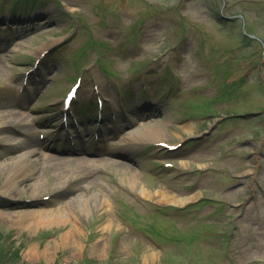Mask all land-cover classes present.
Here are the masks:
<instances>
[{"label":"rangeland","instance_id":"374dc122","mask_svg":"<svg viewBox=\"0 0 264 264\" xmlns=\"http://www.w3.org/2000/svg\"><path fill=\"white\" fill-rule=\"evenodd\" d=\"M9 4L14 11L27 13L14 15ZM0 6V48L4 47L0 50V114L4 99L16 100L22 86L20 102L25 106L19 110L25 126H13L37 138L30 116L47 122L41 152L67 147L51 139L59 136L61 102L77 81L83 84L80 113L86 105L98 113L92 97L107 96L115 106L118 90L128 93L124 107L132 115L126 135L158 125L166 140L178 143L190 133L207 130L217 118L222 120L219 134L213 126L191 156L187 147L177 152L153 149L162 160L179 167L169 173L157 155L148 160L144 156L147 170L139 161L141 155L119 153L123 136L116 137L104 154L94 145L92 150L98 151L94 158L102 160L97 161L98 171L85 166L90 185H84L80 173V187L61 198L52 195L58 184L52 186L51 171L43 169L40 160L41 169L20 183H32L38 174L46 181L36 192L41 194L39 205L96 191L104 193L109 203L99 208L95 202L88 214L77 211L82 228L76 236L79 246L62 242L63 225L30 231L0 217V264H264V198L258 195L250 202V222L235 232L229 220L238 211L229 204L237 181L226 177L227 168L236 165L234 158L264 151V0H0ZM110 40L113 54L107 51ZM47 43H52L49 53L36 55ZM7 82L12 85L7 87ZM146 86L152 101L144 96ZM106 109L110 113L109 106ZM7 121L0 117V123ZM95 123L99 124L94 120L92 126ZM187 125L191 132L184 129ZM5 136L0 134V167L22 150L13 135ZM246 138L255 144H234ZM115 162L130 167L122 169ZM132 173L138 177L134 189L127 180ZM4 179L0 171V186ZM194 181L202 183L199 190L206 199L200 200L202 195L196 191L197 202L186 206H169L173 204L139 193L145 187L154 193L167 189L181 195L184 188L195 187L190 184ZM29 197L24 195L16 203L0 195V211L26 208L25 203L32 204ZM107 217L113 221L102 230ZM47 243L54 247L48 258L27 252L30 245L43 248Z\"/></svg>","mask_w":264,"mask_h":264},{"label":"bare ground","instance_id":"6f19581e","mask_svg":"<svg viewBox=\"0 0 264 264\" xmlns=\"http://www.w3.org/2000/svg\"><path fill=\"white\" fill-rule=\"evenodd\" d=\"M51 45L52 43H47V45L37 52L36 55L49 49ZM0 117H7V119H9L7 122L0 123V134H6L7 136H5V139L13 134H16L17 128H14V124L19 123L21 127L25 126L24 123L22 124L21 122V119H24L21 112L8 110L3 107V112H1ZM159 128L160 127L158 125H151L142 130L136 129L131 131L128 135H125L122 138V142L125 147L122 151L127 152L128 149L132 150L137 141L143 138L149 141L165 142L166 134ZM184 129L188 132L192 131V128H189L188 125ZM190 135L192 136L194 134L190 133ZM12 138L15 140V145L22 146V150H20L19 153L17 151L14 157H10L11 160L9 162L4 163L3 167H0V171L5 173V179L0 186V195L11 198L13 202L21 203L22 196L29 194V196H31L29 198H31L32 204L30 202L25 203L27 206L26 208L12 210L9 213L0 211V217L6 218L12 226L27 228L30 231H34L39 227H60L63 225L65 227V231L60 236L62 242H71L72 244L79 246L76 236L82 233V228L76 213L78 210H81L82 212L88 214L90 212L91 205L95 204V202L99 208L104 206V204L106 205V203L108 204L109 201L105 194L98 191L87 194L79 193L71 199H56L54 204L46 206L39 205L41 203L37 202V198L41 197V194L36 192L46 182L45 180L42 181L39 174L36 175V177H33L32 183L28 182L26 185H21L20 183L23 180L28 179L34 171L39 170L40 167L38 166V162L41 160L44 165L43 169L49 168L51 171L52 186L58 184L57 187L53 189L54 192L60 188L65 190L55 195L61 198L62 196H66L68 194L67 191L69 189L74 190L80 187L78 184L79 181L82 180V176L80 177L79 174L84 173L86 164L89 166V159L84 156L66 158L58 154L52 155L44 153L38 150L39 142L35 139H22L16 141L14 136H12ZM115 163L122 169L130 167L128 164L121 162ZM68 176H70V178ZM89 176L90 175L87 172L83 174V177L87 182L84 184L86 187L90 185L89 181H87ZM127 180L130 189L136 188L138 184V177L136 173H132ZM139 193L144 198H151L154 195L156 196L158 202L174 205L185 204L198 198V194L196 193L187 197H180L163 189L157 190L154 193L144 187H141ZM52 200H54V198ZM23 205L24 204H22V206ZM112 221V218L107 217V220L101 229L103 230L107 228ZM96 250H98L97 247ZM27 252L32 255L48 258L54 252V247L48 243L43 248H39L36 245H30ZM152 252L151 255H153Z\"/></svg>","mask_w":264,"mask_h":264}]
</instances>
